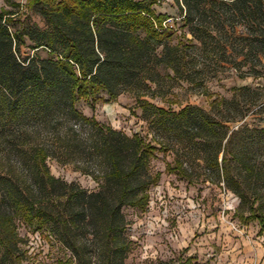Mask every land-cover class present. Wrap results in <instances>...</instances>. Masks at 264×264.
Returning a JSON list of instances; mask_svg holds the SVG:
<instances>
[{"label":"trees","instance_id":"1","mask_svg":"<svg viewBox=\"0 0 264 264\" xmlns=\"http://www.w3.org/2000/svg\"><path fill=\"white\" fill-rule=\"evenodd\" d=\"M157 1L32 0L39 5L45 27L26 25L13 32L9 28L12 13L0 9V134L5 126L10 131L11 126L29 124L33 132L56 135L68 145L73 141L71 126L88 127L81 141L101 173L95 177L101 180L96 191L67 183L50 173L46 159L51 153L45 144L24 142L26 147L20 151L29 153L28 175L17 181L0 174L2 261H10L17 254L21 238L16 220H20L35 230L46 228L71 251L78 264L83 259V245L77 244L73 234L88 225L99 241L102 263L124 264L129 243L123 235L126 222L122 209H146L149 187L160 178L158 172L148 173L157 147L137 133L129 137L86 116L76 108L78 100L93 109L97 101H113L125 91L134 93L145 119L174 135L182 145L185 142L206 153L208 140L217 138L219 147L206 160L218 171L217 153L227 133L224 127L217 128L216 122L195 107L169 114L140 99L154 93L152 86L157 85L160 69L170 79L191 80L195 72L185 68L187 52L171 43L172 33L163 25L166 15L153 10ZM175 1L184 9L189 33L201 44L212 38V33H233L229 21L238 18L248 30L241 38L243 49L238 54L244 58L264 55V0ZM222 15L226 18L223 22ZM25 38L33 54L20 59L17 52ZM223 50L225 53L226 48ZM220 167L223 171L222 164ZM167 168L193 181L179 157ZM238 216L243 221L256 219L259 234H263L264 214ZM177 264L195 263L188 256Z\"/></svg>","mask_w":264,"mask_h":264},{"label":"rangeland","instance_id":"2","mask_svg":"<svg viewBox=\"0 0 264 264\" xmlns=\"http://www.w3.org/2000/svg\"><path fill=\"white\" fill-rule=\"evenodd\" d=\"M31 1L0 0V9L12 13V32L26 25L45 27L39 5ZM152 8L156 14L166 15L163 25L172 33L171 43L187 52L185 68L195 72L191 80L170 79L160 69L157 85L152 86L154 93L140 99L169 114L186 106L195 107L227 133L217 153L216 171L206 159L219 147L217 138L208 140L206 153L197 152L196 146L185 142L182 145L174 135L145 119L137 97L130 91L110 102L97 101L93 109L83 100L76 102V108L86 116L129 137L137 133L157 147L148 173L158 172L160 178L149 187L146 209H122L126 222L123 235L129 243L124 264H177L188 256L195 264H264V232L259 234L256 219L243 221L238 216L264 214V55L244 58L238 54L243 49L241 38L248 35L238 18L229 21L233 33H212V38L201 44L188 31L180 1L158 0ZM220 17L222 22L226 19ZM29 45L25 38L17 52L20 59L33 54ZM40 54L45 56L44 52ZM71 127L73 141L66 145L56 135L33 132L29 124L11 126L10 131L5 126L0 134V174L17 181L25 179L31 161L29 153L20 148L26 147L24 142L43 143L51 153L46 164L52 175L96 191L101 180L95 177H101V173L81 141L89 129ZM175 157L183 160L192 182L168 171L167 165H172ZM16 231L21 238L17 254L5 262L0 257V264H78L71 251L46 228L35 230L16 220ZM73 235L77 244L83 245L80 264H103L99 241L92 236L90 226L83 225Z\"/></svg>","mask_w":264,"mask_h":264},{"label":"built area","instance_id":"3","mask_svg":"<svg viewBox=\"0 0 264 264\" xmlns=\"http://www.w3.org/2000/svg\"><path fill=\"white\" fill-rule=\"evenodd\" d=\"M262 80H263V83H264V74L262 75Z\"/></svg>","mask_w":264,"mask_h":264}]
</instances>
